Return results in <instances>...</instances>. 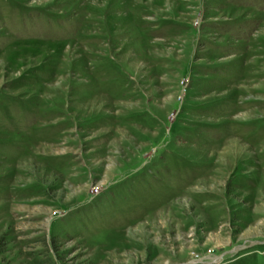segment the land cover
<instances>
[{"label":"rangeland","instance_id":"374dc122","mask_svg":"<svg viewBox=\"0 0 264 264\" xmlns=\"http://www.w3.org/2000/svg\"><path fill=\"white\" fill-rule=\"evenodd\" d=\"M0 264H264V0H0Z\"/></svg>","mask_w":264,"mask_h":264}]
</instances>
